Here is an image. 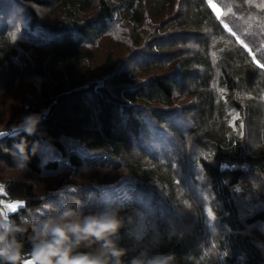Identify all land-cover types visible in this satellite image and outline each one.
Instances as JSON below:
<instances>
[{"label":"trees","instance_id":"1","mask_svg":"<svg viewBox=\"0 0 264 264\" xmlns=\"http://www.w3.org/2000/svg\"><path fill=\"white\" fill-rule=\"evenodd\" d=\"M262 5L0 0V93L28 77L43 103L30 110L41 117L33 135L0 137L4 162L14 171L15 155H26V171L45 182L13 175L0 190L24 200L7 218L0 211L21 229L19 264L32 259L38 210L58 218L68 205L84 216L118 210L121 256L103 242L74 249L106 264L164 255L169 264H264V197L252 207L239 199L250 176L264 192Z\"/></svg>","mask_w":264,"mask_h":264},{"label":"clouds","instance_id":"2","mask_svg":"<svg viewBox=\"0 0 264 264\" xmlns=\"http://www.w3.org/2000/svg\"><path fill=\"white\" fill-rule=\"evenodd\" d=\"M39 114H30L22 119L16 127L19 132L33 135L40 122ZM20 150L23 151V145ZM35 152V148L33 149ZM25 155L19 167L25 166ZM118 210H106L99 214L88 215L83 220L71 218L79 215L70 205L60 211L59 217L48 216L40 220L34 228L35 246L32 252L33 264H106L100 255L74 252L82 244L103 242L104 248L111 249L113 255L121 256L122 250L114 246L112 239L120 228L122 221L117 216ZM21 229L10 219L0 218V260L5 264H19L21 261L20 245L13 233ZM171 255L158 256L148 264H169Z\"/></svg>","mask_w":264,"mask_h":264},{"label":"rangeland","instance_id":"3","mask_svg":"<svg viewBox=\"0 0 264 264\" xmlns=\"http://www.w3.org/2000/svg\"><path fill=\"white\" fill-rule=\"evenodd\" d=\"M212 5L214 6V8L219 12L220 14V9L219 7L212 2ZM45 11H41L42 15H44L45 13H47V9H43ZM22 15L23 18L27 17L26 12H24ZM221 15V14H220ZM26 21L25 20H19L15 22V25H17L19 28H16L13 37H17L19 35V30L23 29V25ZM33 36H36L37 39H40V34H36V33H30ZM17 45H25V43H16ZM93 48H91L92 50ZM91 56H93L94 60L96 59V61H98V59H100V56H103L102 53H98L94 50H92L91 52ZM39 82L36 79H29L28 77H24V79L22 80V82L18 85V88L13 91V92H9V93H0V111H2V113L4 114V117H2V122H0V137H4L5 135H7L10 131V128H12V130H17V125L19 123L22 122V119L27 116L30 115L31 112L30 110L34 107V105L36 106H42V97L40 95L39 92ZM12 120V123H10ZM255 141V140H254ZM256 144H254V147L256 145H258V140L255 142ZM253 144V143H252ZM251 146V145H250ZM99 161H106V162H112L114 161L112 158L109 157L108 158H97ZM14 161L16 163L21 162V159L19 158V154H16L14 157ZM27 169L25 167L20 168L19 166H17V168L13 171V169L11 167H9L1 158H0V176H2L1 181H0V190L3 192L4 191V182L6 179L12 177L13 175L16 176H20L21 178H25V179H34V182L38 185V187H40L42 184H44L45 182L42 180V182L39 181V179L34 178L33 176H31L30 173H28V171H26ZM33 177V178H32ZM254 188H252V187ZM41 189L43 188V186L40 187ZM261 186H259L256 177L250 176V178L248 180H246L244 182V186L239 188V190L242 189L243 191V196L239 199L244 202L245 201V206L248 207H252L253 205H255L257 202H259L258 198L263 199L264 197V192L261 191ZM249 194V195H248ZM251 195H253V197H251ZM1 196V195H0ZM3 206H2V214L4 217H8L10 213L16 211L18 208L24 206V200L23 199H11V198H6L3 197ZM254 198V199H252ZM253 201H252V200ZM248 200H251L248 201ZM54 205H50L51 208ZM79 215L77 219H73V220H83L85 214L84 212L79 211L78 212ZM38 215L36 216V221L39 223L40 220H43L46 218V215L50 216V212H47L44 209L38 210ZM263 232H264V228ZM260 233V232H259ZM262 238H264V233L261 235ZM24 263L27 264H32L33 261L31 258H27L26 260L23 261Z\"/></svg>","mask_w":264,"mask_h":264},{"label":"built area","instance_id":"4","mask_svg":"<svg viewBox=\"0 0 264 264\" xmlns=\"http://www.w3.org/2000/svg\"><path fill=\"white\" fill-rule=\"evenodd\" d=\"M2 206H3V198L0 196V211L2 209ZM23 264H26V263L23 262Z\"/></svg>","mask_w":264,"mask_h":264},{"label":"snow or ice","instance_id":"5","mask_svg":"<svg viewBox=\"0 0 264 264\" xmlns=\"http://www.w3.org/2000/svg\"><path fill=\"white\" fill-rule=\"evenodd\" d=\"M262 7H264V5H262ZM261 65H264V63H260V66H261Z\"/></svg>","mask_w":264,"mask_h":264}]
</instances>
